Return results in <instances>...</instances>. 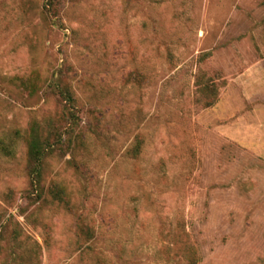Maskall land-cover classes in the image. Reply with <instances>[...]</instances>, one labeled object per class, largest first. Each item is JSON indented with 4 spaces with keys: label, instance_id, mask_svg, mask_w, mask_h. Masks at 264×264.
Returning a JSON list of instances; mask_svg holds the SVG:
<instances>
[{
    "label": "rangeland",
    "instance_id": "rangeland-1",
    "mask_svg": "<svg viewBox=\"0 0 264 264\" xmlns=\"http://www.w3.org/2000/svg\"><path fill=\"white\" fill-rule=\"evenodd\" d=\"M45 4L0 0V264H264V0ZM57 83L81 132L37 189Z\"/></svg>",
    "mask_w": 264,
    "mask_h": 264
},
{
    "label": "trees",
    "instance_id": "trees-1",
    "mask_svg": "<svg viewBox=\"0 0 264 264\" xmlns=\"http://www.w3.org/2000/svg\"><path fill=\"white\" fill-rule=\"evenodd\" d=\"M45 6L56 15L58 0H46ZM53 89L64 101L62 113L57 118L49 117L44 121V124L40 121H33L26 132L28 171L32 177V183L37 189L41 188L45 158L56 149L62 150L64 147H69L71 137L81 132L80 117L76 110V100L73 92L67 85L58 83L54 85ZM204 90L208 95L205 105L210 106L216 100L214 83L211 79L207 81ZM0 149L9 153L7 147L2 144ZM49 193L64 206L68 207L70 205L69 198L62 185L54 183L51 185ZM78 231L80 235L88 239L93 236V230L87 224H80Z\"/></svg>",
    "mask_w": 264,
    "mask_h": 264
}]
</instances>
